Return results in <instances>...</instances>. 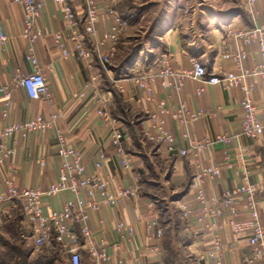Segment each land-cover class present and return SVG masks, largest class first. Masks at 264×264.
Instances as JSON below:
<instances>
[{"label":"crops","instance_id":"obj_1","mask_svg":"<svg viewBox=\"0 0 264 264\" xmlns=\"http://www.w3.org/2000/svg\"><path fill=\"white\" fill-rule=\"evenodd\" d=\"M182 2L166 0L165 8L156 17L155 23L145 29H137L130 20L133 10L121 9V0H97L99 17L95 34L87 36L89 47L102 52L108 51L110 42L102 40L104 34L117 23V15L127 18L131 23L121 36L116 55L122 44L131 42L138 35L142 36L144 42L143 48L132 49L126 63L121 66L120 63L109 64L106 70L99 59L89 65L62 54L56 45L55 35L68 31L63 7L55 0H48L37 23L42 35L34 49L47 79L49 94L44 98L34 99L20 85L14 91L9 115L6 118L0 116L1 131L6 124L59 113L58 125L66 131L70 143L83 147L86 173L103 176L111 190L120 186L127 187L134 182L132 172L121 164V158L109 137V127L97 113L98 103L93 96L94 89H85V83L93 75L101 74L100 93L111 96V111L123 125L126 133L125 151L131 159L133 171L141 174V195L124 198L116 205L104 206L94 213L87 222L88 234H84L80 226L76 225L83 264H98L91 255L90 241L94 244L104 242L106 251L114 260L123 257L128 264L145 261L153 264H218L216 254H207L208 250L213 249L215 234L221 237L225 245L232 244L234 247L226 252L220 264H243L250 253L246 238L235 234L229 224L233 208L239 218L249 217L246 195H240L231 203L221 202V217L202 215V204L197 201L195 188L199 166L195 163L194 156L172 155L165 145L144 137V128L153 124L150 113L156 109L157 101L161 99L166 100L172 109L185 103L193 112L202 113L199 119L189 125L179 124L170 115L164 116L167 129L176 136L182 147L190 146L189 139L184 137L187 131L197 140L214 139L221 134L234 136L227 146H211L202 153L203 165H218L221 168L219 175L204 180V189L211 197L245 184L247 180L242 171L247 169L249 182L258 191L257 198L264 225V135L253 140L242 132V103L246 94L240 87L225 89L220 84H210L191 75L184 78L181 87L174 86L178 73L193 69V59L203 62L209 75L237 71L235 61L222 56L225 50L237 46L247 50L248 58L244 61V66L253 69L260 60L258 43L246 44L242 40L230 38L229 30L264 25V0H257L252 12L246 8V0H196L194 5ZM70 3L76 12L78 28L84 31L86 9L83 0H70ZM23 20L24 5L14 0H0V22L3 32L9 37L5 43H0L2 84L12 85L18 78L33 70L27 59L29 44L23 36ZM147 32L152 33V38L144 37ZM69 44L72 45V42ZM163 55L172 59L176 74L167 77V86L163 84V78L156 75L153 83L155 100H151L145 89L138 86L136 79L140 72L144 73L149 69L158 71L161 67L158 60ZM250 80L254 82L252 96L258 116L264 121V81L260 76H252ZM201 88L203 90L200 92ZM84 90L86 96L82 97L81 92ZM117 95L121 98V103L127 105L128 116L124 112L120 113L122 117L115 114L119 107ZM55 137L56 132L52 128L45 132L32 131L27 137L17 133L3 140L0 138V142L4 141L6 146L14 149L13 155L0 165V192L6 190L8 178L13 179L21 188H47L54 183L61 166ZM102 152H106L109 159L102 162L101 167H97L96 163ZM166 170L167 182L174 193L170 199L174 202L171 207L177 213L164 220L165 213H161L158 208V199L154 193L156 183L152 179ZM71 197L72 193L65 192L47 199L46 210L62 208ZM17 204L18 202L3 204L5 213L0 216V264L15 262L9 258V263L4 258L9 257L13 248L25 255L27 264L32 260L43 264L46 256L44 250L52 253L51 251L60 248L64 260L71 264L69 253L56 237L42 246L35 243L32 223L25 217L13 218ZM185 205H190L192 209L188 216L182 210ZM154 220L163 228L162 236L158 235L157 226L152 224ZM13 221L20 235L19 240L4 242V236L9 235L7 228ZM119 221L134 227V233L118 232L116 224ZM216 222L223 224L217 231L212 229ZM177 244L182 248L183 257ZM171 253L175 257L174 262L171 260ZM52 256L55 264L54 253Z\"/></svg>","mask_w":264,"mask_h":264},{"label":"built area","instance_id":"obj_2","mask_svg":"<svg viewBox=\"0 0 264 264\" xmlns=\"http://www.w3.org/2000/svg\"><path fill=\"white\" fill-rule=\"evenodd\" d=\"M24 5L23 36L29 44L27 59L33 66V70L22 77L18 78L12 85L0 83V116L6 118L9 115L10 107L13 101V95L16 88L20 85L27 89L31 98L41 99L49 94L47 79L42 72L39 59L35 53L34 45L42 35V30L37 23L41 16L43 6L48 0H14ZM63 7V16L67 33H57L55 35L56 45L60 48L62 54L66 57H75L89 65H92L96 59L103 64L107 70L109 62L116 56L118 44L122 34L128 29L130 21L117 15V23L113 28L106 32L102 42H110L107 52L100 49L91 48L87 44V36L96 32V24L99 17V8L97 0H83L86 17L83 22L84 31H81L70 0H55ZM257 0H246L245 6L248 11L252 12ZM230 38L242 40L248 44L257 42L259 47L260 60L253 68L248 69L244 66V61L248 58V52L242 47L227 49L222 53L225 59L235 61L237 71H223L209 75L207 66L200 60L193 59L194 67L190 71L178 73V80L175 87H181L186 76L191 75L196 79H202L210 84H220L225 89L240 87L244 93L243 108L244 115L242 119V132L244 136L257 140L264 135V121H262L257 112V107L253 99L254 82L250 80L252 76H260L264 81V25L255 26L249 29L230 28ZM9 37L3 32L0 22V43H5ZM72 42V45L69 44ZM161 67L158 71L149 69L147 72H140L137 80L147 92L151 100L154 98L153 83L158 76L163 78V84L167 86V77L176 74L172 59L163 55L159 60ZM101 74H95L85 83V89H94V98L98 103L97 113L99 117L109 127V137L116 148L117 155L121 158V164L130 173L132 172L133 183L127 187H117L110 189L107 180L98 174L88 175L84 162V150L82 146L73 145L69 141L66 131L58 125L60 118L59 113H53L49 117L37 116L30 120L6 124L0 131V138L3 140L21 133L27 137L32 131L45 132L49 129H55L57 139V154L61 158L59 176L54 183L47 188L42 187H19L11 178L6 180L7 188L0 192V216L4 215V205L7 202H18L22 206L23 215L33 225V236L35 243L42 246L51 242L53 237L62 242L70 255L71 264H83V255L79 246L76 234V225H79L84 234L89 233L87 222L90 217L107 205H116L124 198H134L141 195L139 180L141 174L133 171L131 159L124 148L126 133L120 119L115 117L111 111V96H105L100 93ZM203 88L199 91L201 92ZM81 96H86V90L81 92ZM2 99V100H1ZM3 101V102H2ZM165 115H170L176 122L181 125H189L199 119L202 113H195L185 103L177 109L170 108L166 100L157 101L156 109L150 113L153 124L144 128L143 134L146 139L157 144H163L172 155L194 156L195 163L199 166L198 175H196V194L197 201L202 204V215L221 217L223 210L220 203L225 201L231 203L240 195H246V203L249 209L248 218H239L236 209H232L233 216L229 218V224L235 234L244 236L247 245L250 247V253L244 259L243 264H264V225L261 220V209L257 198V189L253 183L249 182V173L247 169L242 171L246 183L238 187L224 191L221 195L209 197L206 194L203 183L207 177H214L221 173L218 165H203L202 153L208 147L215 145L227 146L231 143L234 136L228 134L218 135L216 138H207L197 140L190 136L187 131L184 137L189 139L190 146L182 147L176 136L167 129L165 124ZM14 153L12 147L6 146L4 141L0 142V165ZM109 159L106 152H102L100 160L96 163L97 167L102 166V162ZM70 192L73 197L67 199L60 209L46 210V200L56 197L62 193ZM264 202V198H263ZM184 214L188 216L192 209L190 205L182 208ZM202 217L199 218L201 220ZM157 226V233L162 236L163 228L156 220L152 222ZM223 224L216 222L212 229L217 231ZM118 232L134 233V227L128 226L124 221L116 224ZM68 240H70L68 242ZM90 243L91 255L96 259L98 264H128L125 258L119 257L116 260L106 251L105 243ZM160 250L159 247L156 248ZM232 244L225 245L218 234H215L213 249L208 250L207 254L213 256L216 254L218 264L226 255L227 251L233 250ZM139 264H153L145 261Z\"/></svg>","mask_w":264,"mask_h":264},{"label":"rangeland","instance_id":"obj_3","mask_svg":"<svg viewBox=\"0 0 264 264\" xmlns=\"http://www.w3.org/2000/svg\"><path fill=\"white\" fill-rule=\"evenodd\" d=\"M122 3H120L121 9H130L133 10V17L130 19L134 22L136 25L135 28L139 29H145L149 25H153L155 23L156 17L160 16V13L163 12V9L165 8V2L166 0H121ZM184 4H190L194 5L196 3V0H182ZM168 2V0H167ZM138 21H137V20ZM131 23V22H130ZM134 28V29H135ZM152 33L147 32L145 33L144 37L146 38H152ZM144 42L142 36H136L134 37L131 42H125L124 44L121 45V50L119 51V54L116 55L110 62L109 64H117L121 63L126 55L132 48L134 47H139L143 48ZM133 56V55H132ZM131 58V57H130ZM152 149V147H151ZM160 174V175H159ZM167 170L165 172L158 173L157 177H154V183H156L154 187V193L156 194V198L158 199V208L161 213H165V217L163 214V219L167 220L169 216H171L173 213H177V210H173L171 207L174 202H172L171 196L174 194L172 191V188L170 184L167 182ZM172 203H171V202ZM170 210V213L168 211ZM24 217L23 211H22V206L20 203L16 205L15 211L13 213V218H21ZM14 222V221H13ZM15 222L11 223L8 228L7 232H9V235L7 237L4 236V242H12L13 241H18L19 240V233L17 232V229L15 227ZM179 248V252L181 254V246L177 244ZM44 250V249H42ZM8 251V247H7ZM39 251V249H38ZM46 250H44V254H46L44 260L45 262L43 264H54L52 262V253H54L55 257V264H68L66 260H64V255L62 253V250L60 248H56L54 251H51L52 253H48ZM12 253L9 254V257H5L7 261L10 263V259H14L15 262H12L11 264H27L25 263L26 257L24 254H22L18 249L13 248L11 251ZM39 252H37L38 254ZM48 255V256H47ZM183 257V254H181ZM48 257H50L48 259ZM172 257V256H171ZM173 262L175 261V257L173 256L171 258ZM12 261V260H11ZM28 264H37L34 260L29 262Z\"/></svg>","mask_w":264,"mask_h":264},{"label":"trees","instance_id":"obj_4","mask_svg":"<svg viewBox=\"0 0 264 264\" xmlns=\"http://www.w3.org/2000/svg\"><path fill=\"white\" fill-rule=\"evenodd\" d=\"M132 49H133V48H132ZM132 52H133V50H130L128 53H126V55H125L123 61L120 63V66L127 62V59H128V57L131 55ZM117 74H118V71H117ZM112 88H113V86H112ZM113 91H115V89H113ZM117 100H118V105H119V107H118V111H115V114H116L117 116L122 117L120 113H121V112H122V113L124 112V114H125L126 116H128V115H127V114H128V113H127V105L124 104V103H121V98H120L118 95H117ZM171 256H172V253H171Z\"/></svg>","mask_w":264,"mask_h":264}]
</instances>
